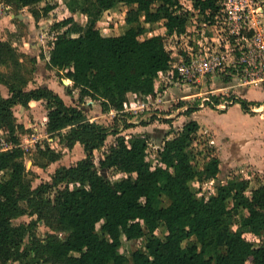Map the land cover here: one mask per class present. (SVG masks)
Segmentation results:
<instances>
[{
    "label": "trees",
    "instance_id": "1",
    "mask_svg": "<svg viewBox=\"0 0 264 264\" xmlns=\"http://www.w3.org/2000/svg\"><path fill=\"white\" fill-rule=\"evenodd\" d=\"M0 1L27 8L34 19L48 16L57 5H41L46 0ZM94 4L96 15L86 26L71 10L52 24L54 37L46 65L62 71L82 101H96L102 112L115 110L114 119L122 115L127 128L133 125L126 121L130 114L123 111L129 96L135 100L155 97L157 81L168 72L175 77L172 64L178 56L166 48L167 35L192 28L193 15H198L197 22H213L219 4L217 0H95ZM122 5L127 6L125 29L103 34L98 15ZM155 23L165 34L151 32ZM24 57L37 61L36 56L20 52L11 38L0 39V85L8 91L4 96L0 89V130L13 144L0 150V264L32 260L45 264H264V242L256 244L245 236L264 237V181L250 188V175H234L225 182L219 179L215 148L194 150L200 124L190 116L197 107L185 110L188 120L176 131L167 130L151 156L146 133L125 137L118 126L110 131L90 120L78 105L65 103L52 88H28L32 68ZM31 100L44 101L45 129L53 139L51 146H38L45 160L35 164L46 167L76 143L84 152L75 163L58 166L49 180L34 187L19 145L18 131L24 124L17 122L13 112L15 105L26 107ZM235 103L252 113L247 99L237 97ZM110 133L115 139L98 163L121 174L113 180L98 171L94 153ZM199 153L203 164L198 162ZM208 180H219L208 195L194 188L195 182ZM22 215L29 220L12 222ZM39 222L51 229L44 238L35 233ZM160 227L162 235L157 233ZM122 237L144 242L128 256L121 250Z\"/></svg>",
    "mask_w": 264,
    "mask_h": 264
},
{
    "label": "rangeland",
    "instance_id": "2",
    "mask_svg": "<svg viewBox=\"0 0 264 264\" xmlns=\"http://www.w3.org/2000/svg\"><path fill=\"white\" fill-rule=\"evenodd\" d=\"M46 2L58 4L57 8L51 11L48 16H43L40 19H34L27 8L16 9L15 5H13V7L11 6V13H13L14 16L9 17L11 14L9 16L7 14L0 16V38H11L13 40V44L20 52H23L30 57H37L36 62H29L30 60L24 57L25 61L28 60L26 65L29 68H32V72L30 74L31 80L27 87L31 88L40 84L42 81L52 84L54 87L59 89L65 103L78 105L87 114L90 120L104 124L110 129V131H113V129L117 128L118 126L120 128V134L124 135L125 137H129L130 135L137 134L139 132L146 133L149 131L152 135H149L148 152L151 156H153L156 152V149L158 148V145L160 144L158 141L166 136L167 130L171 129L176 131L182 127L181 124L184 120V122L188 120V116L185 114V117L180 119V121L177 116L184 114V112H177L176 115L170 118L171 121L174 119V122L172 121L173 123L165 121V118H168L165 117V114L170 113L171 111L173 112L175 107H177L180 102H183V100L176 99V91H179L177 86L171 84H166L165 86L164 83L158 85V89L160 91L166 89L168 93L170 92L168 87H172L171 93L173 95L161 103L155 104L157 106L162 104L160 105V108L162 109H160L161 116L159 118L155 117L157 119H149L148 116L145 117L148 119V121H150L148 128L143 127L144 124L141 121L145 119L141 117L140 121L135 123L133 127H129V129H127L126 127H123L125 121H123L122 115L117 117V119H114L115 113L102 112L100 105L96 101L92 99H85V101H82L79 99L78 89L72 87V81L68 80L69 78H66L61 73L62 71H57L55 68L47 67L46 63L50 50V40L52 39L51 35L54 34V32H52V30H54L52 24L64 18L68 14L67 12L71 10L75 18L84 23L83 26H86L89 19L96 15L97 7L94 4L95 0H46L42 2L41 5H44ZM262 5L264 9V2ZM118 8H120V10ZM118 8L111 11H101L98 15V24L103 34H118L125 29L126 23L123 14L126 10V7L122 5ZM19 13H21L23 17L20 21H16V15ZM255 28L264 34V13L257 18ZM151 29V32L157 33L161 30V27L158 24H154ZM175 40L176 39L171 40L170 38L166 37L165 44H167L168 47H175ZM0 69H3V67L0 66ZM225 81L226 79L224 76L220 75L212 78L208 77L203 81L201 87L203 88V91H208L210 88H221L226 83ZM0 89L3 95L8 94L7 88L4 84L0 85ZM67 90H70V93H68ZM253 90L254 91H250L248 93L238 91V94H240L242 98H245L254 104L263 103V106L258 111L245 113L243 110L241 111V108L238 104H234L231 107L229 106L230 108L227 113L222 111L227 110L228 107L224 110H221L219 108L203 106L198 107L195 111H193L194 114H191V116L195 115V119L200 122V128L196 136V142L194 143V150L196 151L203 150V152H206V150H212V147H214L215 153L217 154V148L219 145L222 146V151L225 148V141L228 138L227 135H240L239 137L234 138V148H230V156H233L232 159L240 156V158H237L239 161L236 160L239 166H235L236 170H231L232 173L230 176L250 175V188L256 187L259 183L264 181V168H262L261 171H257L251 163H240L242 162L241 160L245 152H249L251 155H256V157H258L259 154H261V151L264 149V135L262 132H260L261 130H264V88L256 87ZM129 97L133 96L130 95ZM130 102L135 103L136 100ZM13 112L17 122L24 124L23 129H19L18 136L20 143L22 142L24 161L26 168L29 171L28 175L31 178L33 187L40 182L49 180L50 175L58 166L73 164L84 156L81 144L76 143L74 147L69 150L63 149L61 152V157L58 160L50 163L46 167H39L34 162H42L45 159H41V156L38 154V146H41V148H44L46 144H50L51 146L53 140L45 129L44 123L46 120L47 110L45 108L44 101H32L26 107L19 104L15 105ZM143 114L144 113H140V115ZM136 116L132 114V120H137ZM0 135H2L1 130ZM243 135L246 136V141L244 142L242 141ZM115 136V134L110 133L106 138L104 146L94 151L95 162L98 166V171L103 174V176L111 180L117 178L121 174L116 172L114 169L102 168L99 166L98 160L103 156V152L107 146L112 141H114ZM30 139L35 140L30 142ZM238 141L240 144H238ZM54 146L59 150V146ZM197 158L199 164H203V154L199 153ZM224 173L225 172L223 171L219 173V179H223L225 177L226 173ZM4 174L6 175L7 172ZM215 182L216 180H208L200 184L195 182L194 188H199V192L208 195L209 193L213 192ZM28 220L29 217L27 215H22L13 219L12 222L14 224H18ZM97 228L99 229V224ZM49 231H51V229L44 222H39L35 227V233L39 238H44ZM157 233L162 235L163 227H160L157 230ZM60 234L62 235L63 233ZM245 236L254 240L256 244L264 242V237H254L249 233L245 234ZM143 242V238L127 240L122 237L121 250L130 256L134 249L143 245ZM9 264L23 263L12 261ZM29 264L45 263L32 260ZM246 264L250 263L248 262Z\"/></svg>",
    "mask_w": 264,
    "mask_h": 264
},
{
    "label": "built area",
    "instance_id": "3",
    "mask_svg": "<svg viewBox=\"0 0 264 264\" xmlns=\"http://www.w3.org/2000/svg\"><path fill=\"white\" fill-rule=\"evenodd\" d=\"M217 1L219 10L213 22H197L198 15H193L189 20L192 28L180 34L181 37L175 40V47H171L178 56V60L172 64L175 77L168 72L161 78L180 86L181 94L176 95V99L183 100V103H177L175 110L165 114V117L185 112L192 106L224 110L233 105L237 97L242 98L238 91L264 88V34L255 28L257 18L264 13V0ZM4 14H12L11 5L0 1V16ZM53 37L54 34L51 35ZM218 75L226 79L224 86L203 91V81ZM159 96H147L133 104L125 103L123 111L138 117L144 113L149 119L159 118L162 108L155 105L162 102ZM213 97L219 100L216 102ZM262 106L263 103L251 102L249 110L255 112ZM34 140L30 139V142ZM12 145L5 136L0 135V150L9 149ZM19 145L23 147L22 142Z\"/></svg>",
    "mask_w": 264,
    "mask_h": 264
},
{
    "label": "crops",
    "instance_id": "4",
    "mask_svg": "<svg viewBox=\"0 0 264 264\" xmlns=\"http://www.w3.org/2000/svg\"><path fill=\"white\" fill-rule=\"evenodd\" d=\"M44 2V1H43ZM58 5V4H57ZM57 5H56V8H57ZM125 6V5H124ZM126 7V10H127V6H125ZM119 10H120V8H118ZM115 10V9H114ZM126 10L124 11V18H125V12H126ZM106 11H111V10H106ZM9 16V15H8ZM12 16H14V14L12 13L11 14V16H9V17H12ZM16 17H18V19H20L21 20V18L23 17V15L21 14V13H19V14H17L16 15ZM155 24H157V23H155ZM162 34H165V31L164 30H161L160 31ZM173 37H175V38H173ZM177 37H181V36H179V35H177V34H169V35H167V38H170L171 40H174V39H177ZM0 39H4V38H0ZM166 48L168 49V48H171V47H168L167 46V44H166ZM48 58H49V55H48ZM48 60V59H47ZM68 80H70V79H68ZM161 83H164V85L166 86V84H171V83H169L165 78H161L159 81H157V84L159 85V84H161ZM157 84H156V87H157ZM38 85H41V86H48L49 88H52L54 91H56L57 93H59L60 95H61V92L59 91V89H57L56 87H54L52 84H49V83H47V82H44V81H42V82H40V84H38ZM38 85H36V86H38ZM171 85H174V84H171ZM174 86H176V85H174ZM33 87H35V86H33ZM180 86H177V88H178V90L179 91H176V94L175 95H180L181 94V91H180V89L181 88H179ZM172 88V87H171ZM170 87H168V89H169V93L167 92V90L166 89H163V90H158L157 92H156V96L157 95H160L159 97H160V99L162 100V101H164L165 99H168L169 97H171L173 94L171 93L172 91V89H171ZM254 88H249V89H244V90H241L242 92H250V91H254L253 90ZM256 92V91H255ZM171 93V94H170ZM4 96H6V95H4ZM62 96V95H61ZM133 96V95H132ZM63 98V97H62ZM129 100L130 101H135L134 100V97H129ZM32 101H37V100H31L30 102H32ZM29 102V103H30ZM133 104V103H132ZM234 104H238L239 106H240V104L239 103H234ZM233 104V105H234ZM160 105H162V104H160ZM233 105H231V106H233ZM230 106V107H231ZM230 107H228L227 108V110H225V111H222V112H224V113H227L228 112V110H229V108ZM240 108H241V106H240ZM243 109L241 108V111H242ZM244 111V110H243ZM108 112H110V113H115L116 114V111L115 110H110V111H108ZM126 114H130V116L128 117L127 116V122H132V124L134 125L135 123H137L138 121H140L141 119V117L142 118H144L145 120H142L141 122L143 123V121H148V119L147 118H145L146 117V115H140L139 117L138 116H136V118H137V120H132V114H131V112H129V111H124ZM245 113H246V111H244ZM248 113V112H247ZM192 114H194V112L192 113ZM119 116H121V115H118V117ZM173 117V116H172ZM185 117V113L184 114H180L179 116H177V118L180 120V119H182V118H184ZM187 117V116H186ZM193 119H195V115H192L191 116ZM171 118V117H170ZM187 118H189V117H187ZM187 118H185V119H187ZM260 119H262V118H260ZM197 120V119H196ZM264 120V119H263ZM173 122H174V119L172 120ZM171 121V122H172ZM181 121V120H180ZM185 121V120H184ZM182 122V124H181V126H183V124L185 123V122ZM198 121V120H197ZM172 122V123H173ZM149 123H150V121H148V123L147 124H144V126L143 127H147L148 128V126H149ZM200 123V122H199ZM45 124V123H44ZM133 125H131V126H129V127H133ZM129 127H127V129H129ZM260 132H262V134L264 135V130H261ZM146 134L147 135H152V134H150V132L149 131H147L146 132ZM172 136V134L171 135H169L168 137H171ZM228 136V138L226 139V141H225V148L223 149V151H222V146L221 145H219L218 146V148H217V155H218V157L220 158V169H221V171H223V172H225L226 173V175H225V177L224 178H229V177H231L230 175H231V170H236L235 168V166H239V164H238V162L236 161V160H238L237 158H240V156L239 157H235L234 159H232V157L233 156H230V148H234V145L235 144H233L234 143V138L235 137H239V136H230V135H227ZM227 136H225V137H227ZM245 137L246 136H242V141L244 142V141H246V139H245ZM161 140V139H160ZM160 140L158 141L159 143H160ZM248 141V140H247ZM260 142V141H259ZM238 144H240V142L238 141ZM159 146V145H158ZM237 147V146H236ZM227 153H228V156H227ZM239 161V160H238ZM242 162H240V163H245V162H248V163H251L255 168H256V170L257 171H261L262 170V168H264V149L261 151V154H259V156L258 157H256V155H251L249 152H245V154L243 155V157H242V160H241ZM224 163V164H223ZM223 169V170H222ZM224 173V174H225ZM236 173V172H235ZM220 179L222 182H225L226 181V179ZM219 180H216V182H218Z\"/></svg>",
    "mask_w": 264,
    "mask_h": 264
}]
</instances>
